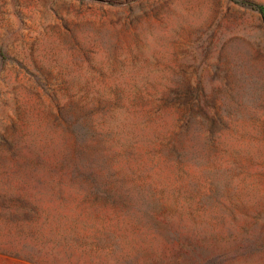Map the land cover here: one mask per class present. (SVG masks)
<instances>
[{
	"label": "rangeland",
	"instance_id": "1",
	"mask_svg": "<svg viewBox=\"0 0 264 264\" xmlns=\"http://www.w3.org/2000/svg\"><path fill=\"white\" fill-rule=\"evenodd\" d=\"M264 0H0V264H264Z\"/></svg>",
	"mask_w": 264,
	"mask_h": 264
},
{
	"label": "trees",
	"instance_id": "2",
	"mask_svg": "<svg viewBox=\"0 0 264 264\" xmlns=\"http://www.w3.org/2000/svg\"><path fill=\"white\" fill-rule=\"evenodd\" d=\"M252 6H253V8L257 9L259 12H261L264 16V6L256 5V4H253Z\"/></svg>",
	"mask_w": 264,
	"mask_h": 264
}]
</instances>
